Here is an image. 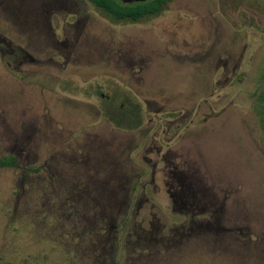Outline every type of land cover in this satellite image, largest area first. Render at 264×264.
Here are the masks:
<instances>
[{
    "label": "rangeland",
    "instance_id": "1",
    "mask_svg": "<svg viewBox=\"0 0 264 264\" xmlns=\"http://www.w3.org/2000/svg\"><path fill=\"white\" fill-rule=\"evenodd\" d=\"M263 74L264 0H0V264H264Z\"/></svg>",
    "mask_w": 264,
    "mask_h": 264
},
{
    "label": "trees",
    "instance_id": "2",
    "mask_svg": "<svg viewBox=\"0 0 264 264\" xmlns=\"http://www.w3.org/2000/svg\"><path fill=\"white\" fill-rule=\"evenodd\" d=\"M95 8L99 9L114 21H124L126 19L138 22L147 16H156L165 7L168 0H147L143 3H132L125 5L119 0H85ZM261 91L258 93L256 101L264 106V74L261 77ZM16 162L12 158L0 159V167H14Z\"/></svg>",
    "mask_w": 264,
    "mask_h": 264
},
{
    "label": "flooded vegetation",
    "instance_id": "3",
    "mask_svg": "<svg viewBox=\"0 0 264 264\" xmlns=\"http://www.w3.org/2000/svg\"><path fill=\"white\" fill-rule=\"evenodd\" d=\"M85 1V0H84ZM120 2H121V0H119ZM86 2V1H85ZM88 5H90L92 8H94L95 10H98V11H100L99 9H97V8H95L94 6H92L91 4H89L88 2H86ZM122 3V2H121ZM135 4V3H134ZM125 5H128V4H125ZM101 13L102 14H105V13H103L102 11H101ZM106 15V14H105ZM158 15V14H157ZM147 17H153V16H147ZM147 17H145V18H147ZM144 18V19H145ZM142 20V19H141ZM124 21H129V22H131V23H136V22H133V21H130V20H128V19H126V20H124ZM116 22V21H115ZM119 22H121V21H119ZM139 22V21H138ZM17 51H19L20 53H23V51L20 49V48H18L17 49ZM1 54H2V56H5V52H3V51H1ZM6 65H10V63L8 62ZM99 93V95H100V97L101 98H103L104 97V95H103V93H101V92H98Z\"/></svg>",
    "mask_w": 264,
    "mask_h": 264
},
{
    "label": "water",
    "instance_id": "4",
    "mask_svg": "<svg viewBox=\"0 0 264 264\" xmlns=\"http://www.w3.org/2000/svg\"><path fill=\"white\" fill-rule=\"evenodd\" d=\"M147 0H121L123 4H132V3H143Z\"/></svg>",
    "mask_w": 264,
    "mask_h": 264
}]
</instances>
